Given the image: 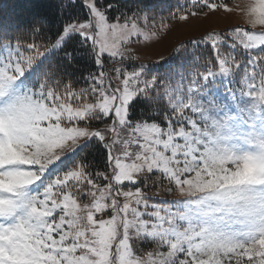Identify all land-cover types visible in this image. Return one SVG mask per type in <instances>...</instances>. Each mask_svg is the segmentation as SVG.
Wrapping results in <instances>:
<instances>
[{"label": "snow or ice", "instance_id": "snow-or-ice-1", "mask_svg": "<svg viewBox=\"0 0 264 264\" xmlns=\"http://www.w3.org/2000/svg\"><path fill=\"white\" fill-rule=\"evenodd\" d=\"M0 264H264V0L0 7Z\"/></svg>", "mask_w": 264, "mask_h": 264}, {"label": "rangeland", "instance_id": "rangeland-1", "mask_svg": "<svg viewBox=\"0 0 264 264\" xmlns=\"http://www.w3.org/2000/svg\"><path fill=\"white\" fill-rule=\"evenodd\" d=\"M229 6L233 0H226ZM243 25L240 17L235 14H225L218 12L204 18L202 15L192 18L187 22H173L171 30L167 33L163 40L144 48L139 53L144 62L152 63L160 57H167L172 51L173 46L181 41H188L193 37H200L209 31H223L225 28ZM174 199V197H156V199Z\"/></svg>", "mask_w": 264, "mask_h": 264}, {"label": "trees", "instance_id": "trees-1", "mask_svg": "<svg viewBox=\"0 0 264 264\" xmlns=\"http://www.w3.org/2000/svg\"><path fill=\"white\" fill-rule=\"evenodd\" d=\"M190 2L191 0H164V3L173 11L176 10L177 6H182ZM23 3L24 0H0V7H3L5 9H11L14 5H19ZM165 14H167V12H165ZM85 67H87V65H85Z\"/></svg>", "mask_w": 264, "mask_h": 264}]
</instances>
